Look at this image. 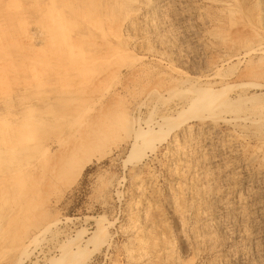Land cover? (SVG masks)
Segmentation results:
<instances>
[{
	"label": "rangeland",
	"instance_id": "1",
	"mask_svg": "<svg viewBox=\"0 0 264 264\" xmlns=\"http://www.w3.org/2000/svg\"><path fill=\"white\" fill-rule=\"evenodd\" d=\"M168 1L170 26L166 0H0V264H264L232 261L253 228L219 229L209 206L213 189L234 206L247 159L264 164V0ZM193 86L251 116L216 118L240 146L209 176L205 125L177 126L203 111Z\"/></svg>",
	"mask_w": 264,
	"mask_h": 264
},
{
	"label": "bare ground",
	"instance_id": "2",
	"mask_svg": "<svg viewBox=\"0 0 264 264\" xmlns=\"http://www.w3.org/2000/svg\"><path fill=\"white\" fill-rule=\"evenodd\" d=\"M178 1H183V0H178ZM203 1H205L209 4L221 6L223 10L225 8L228 9L229 7H231L230 3L228 1L226 2L225 0H203ZM166 3H167V6L165 8H163L162 11L155 12L156 13L155 18L156 19H162L165 26L169 24L165 18L170 14L171 11H174V9H173L174 3L171 4V2L168 0H166ZM177 3H179V2H177ZM206 16H207V18H206L207 22H211L210 21L211 19L208 18L209 17L208 14H206ZM182 20L186 21V24L183 27L184 30L186 31L187 29H190V23L191 22H187L188 16L184 17ZM170 25H174L173 22H170L169 26ZM181 25H183V23ZM165 26L161 25V28H164ZM191 27H193V26H191ZM170 28H172V26ZM176 29H177V27H176ZM193 29H194V27H193ZM185 34L186 33H183V35H185ZM191 34H192V32H191ZM188 37H189V34H188ZM219 73H220V70L217 71L216 73H214L213 75L217 76V75H219ZM255 73H256L255 69L254 70L252 69L247 73L246 76H251ZM192 80L194 82H197L198 84L200 83L199 78L196 76L192 77ZM190 89L193 90V91H191L192 92L191 93L192 100H191L190 104H192V107H202L203 111L200 115H197L195 113V115H192L188 118L186 117L187 119H185V120L183 119L179 124H177V126L188 137V136H192V133H193V131H192L193 126L190 124V122L192 120L201 121L203 123V125H205V127H203V128H206V132H209V134L206 135V138H205L202 145L198 142L200 140L195 141V142L200 144L199 145L200 148H197V150H198L197 152H199L200 155L202 156L201 158L203 160V168L207 172L206 175H204V176H209V175L214 173L212 171L213 168L218 167L220 165L222 159H224L226 156H229V155L230 156L236 155L237 149L235 148V146L236 147L240 146V145H238V144H240V141H237V137L235 135L234 136L231 135V137L229 139L230 144L228 145V147H226L227 144L225 145L222 142V139H221L222 136L220 137V135L218 133L219 132L218 126L215 123L216 118L218 117L222 120L224 119L223 121H226V120L232 121V120H240L241 118L244 120H248V119H251V116L249 117L247 115H244V116H238L237 115L234 117H230L226 113V112H230V111H225V113H222L224 111L214 110L217 108H221L222 106L224 107V106L228 105L229 100H227L228 98H226L225 93H217V92L215 93V91L205 90L204 92H206V93L203 95H200L197 93L195 86H193ZM211 89H213V87ZM198 113H200V111ZM227 115H228V118H226ZM154 129L155 128L150 125L148 127L147 131L140 130L137 132V135L138 136H140L141 134L147 135V133L152 132ZM193 138H194V136H193ZM163 139H164V136L158 137L154 141H151V142L149 141L150 143L148 144L146 149L150 148L152 151H154V147H155L154 142H156V141L160 142ZM194 140L195 139H193V141ZM191 141H192V139L189 140L188 142L190 143ZM202 141H203V139H202ZM223 141H225V140H223ZM188 142H186V143H188ZM145 144H147V143H145ZM92 157H93V155H92ZM257 158H258L257 156L252 155L249 159H247V161L245 163L249 166L253 165V166H251V168H253V169H250L247 166H245V167L243 166L241 168L242 175H241L240 179L242 178V181L244 180L243 182H245V179H247V177L249 175H253V180H251L252 181L251 183L248 182L249 184L243 183L244 184V186H242L243 190L241 191V193H239V196H237L238 198L236 197V200L234 199L235 200V202H234L235 205L233 204L234 206H232V204L229 202L228 203L226 201L223 202V199H219L217 196L218 194L217 195L215 194V192H217V191H214L213 188H212L213 189L212 192L210 193V196L208 194V196L210 198L209 199L210 200L209 206L211 205V208H212L210 214H212L213 216H216V217L217 216L221 217V219H219V217H218L220 222H217V227L219 229H222V230H224V229L226 230L229 228L230 229H235V228L240 229V228L247 226L248 223L253 228L252 233H248L246 230H243L239 234V236L242 237L243 244L245 246H247L248 244L250 245V250H247V248H243L244 250L243 251L241 250L242 252L238 255L232 253L233 254V255L231 254L232 255V257H231L232 261H235L237 259V260H239V262L245 263L246 261L249 260V258H251V259L259 260L261 262V257H262V255H264V211H263L264 210V164L260 163V161H259V163H257V167H255V162L257 161ZM252 170H254V171H252ZM218 171H219V169H218ZM221 172L222 173H221L220 179L222 178L221 180L223 182L222 190H221V193H222V192H226L229 189V185L232 183L233 176L229 171L225 170V172H224V169H222ZM219 176H220V174H219ZM214 177H212V179ZM217 182H219V181L217 180ZM216 183L214 182V185ZM210 185H211V183H210ZM217 189H219V188H217ZM222 198H224V197H222ZM206 200H208V199H206ZM255 203H257V209H258L257 211L259 212L261 210L259 212V216H256V217H254L251 214L252 213L251 207ZM205 204H207V203H205ZM206 208H208V210H209L210 207H206ZM34 240H36V239H33V241ZM262 241H263L262 246L259 247L258 245L261 244L260 242H262ZM0 247L2 248L1 245H0ZM13 247H15L16 249L18 248L19 250L23 251L25 249V244H24V242L23 243L21 242V243L12 245L10 247L7 246L8 249L9 248L12 249ZM5 248H6V246H5ZM5 248L3 247V249H1L0 252L3 253L4 251H6ZM235 262H237V261H235Z\"/></svg>",
	"mask_w": 264,
	"mask_h": 264
}]
</instances>
